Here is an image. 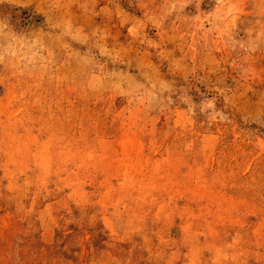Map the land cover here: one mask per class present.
Instances as JSON below:
<instances>
[{"label": "rangeland", "instance_id": "obj_1", "mask_svg": "<svg viewBox=\"0 0 264 264\" xmlns=\"http://www.w3.org/2000/svg\"><path fill=\"white\" fill-rule=\"evenodd\" d=\"M0 264H264V0H0Z\"/></svg>", "mask_w": 264, "mask_h": 264}]
</instances>
